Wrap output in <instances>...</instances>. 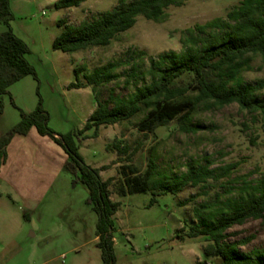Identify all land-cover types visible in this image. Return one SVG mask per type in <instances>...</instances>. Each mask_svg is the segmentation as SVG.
Segmentation results:
<instances>
[{
    "label": "rangeland",
    "instance_id": "obj_1",
    "mask_svg": "<svg viewBox=\"0 0 264 264\" xmlns=\"http://www.w3.org/2000/svg\"><path fill=\"white\" fill-rule=\"evenodd\" d=\"M56 1L11 0L14 19L10 25L0 21V31L10 27L29 44L28 59L37 72V77L26 76L0 96L4 105L0 136L21 120L20 109L33 111L40 97L50 113L49 125L58 133L82 130L96 107L97 95L102 101L110 94L130 97L136 84L151 80L152 58L171 49L181 51L185 39L196 34L198 24L227 18V12L241 2L184 0L181 5H170L159 21L139 16L136 25L110 45L63 52L53 45L66 25L99 18L120 0H86L80 6L61 9ZM250 58L251 68L243 69L240 76L243 82L256 84L264 79V60L260 55ZM81 65L86 66L80 75L86 83L87 74L105 66L112 80L96 87L97 93L92 85L70 88L69 84L77 81L74 69ZM195 83L190 73L176 82L180 86ZM257 96L264 99V89ZM208 105H199L187 123L197 131H186L174 120L145 134L138 124L146 113H140L114 125L103 124L98 130L92 127L77 140L87 164L110 168L102 174L103 179L111 178V198L120 203L113 216L117 264H220L219 257L204 252L209 236L190 238L189 233L198 221L197 209L211 217L223 201L245 195V186L264 178V114L251 113L238 103L215 108ZM96 131L98 137L93 136ZM139 143L140 148L128 160ZM117 144L128 145L129 150L120 154ZM151 159L156 163L153 180L174 179L201 165L216 173L232 164L235 167L227 176L205 178L178 193L148 189L123 196L121 164L131 163L144 173ZM78 178L66 171L29 219L21 203L6 195L0 197V264H103L96 236L99 215L88 202V187ZM153 198L156 202L151 205ZM227 233L230 242L251 238L240 244L243 254L264 255V219H250Z\"/></svg>",
    "mask_w": 264,
    "mask_h": 264
},
{
    "label": "trees",
    "instance_id": "obj_2",
    "mask_svg": "<svg viewBox=\"0 0 264 264\" xmlns=\"http://www.w3.org/2000/svg\"><path fill=\"white\" fill-rule=\"evenodd\" d=\"M86 0H57L56 6L68 8L80 6ZM184 0H120V4L94 20H87L80 25L69 24L57 35L53 47L63 52H75L90 46H107L120 33L136 25L138 17L143 16L156 21L161 20L170 5H181ZM11 0H0V21L10 25L14 19ZM62 26V25H61ZM195 35L185 39V48L176 52L171 50L152 58L149 68L151 80L144 85H135L134 93L128 98L110 94L102 101L97 98L96 109L86 121L82 130L66 134L58 133L49 125L50 113L43 106V99L33 111L20 109L21 120L0 136V172L8 157L7 147L16 135L25 136L32 127L41 135L52 137L69 155L64 170L75 173L79 181L89 189L88 202L98 213L97 234L98 247L102 250L103 264H117L113 216L120 203L112 200L110 189L111 178L103 179L101 168L87 164L80 152L77 140L87 130H97L103 124H117L146 113L138 124L145 134L154 133L164 124L179 120L186 131H197L190 128L194 112L204 102L210 108L228 106L238 103L241 108L251 113L264 114V99L257 92L264 89V79L256 84L242 81L240 73L251 68L250 55H260L264 60V0H241L240 4L227 12V18H217L197 25ZM29 44L21 39L12 28L0 31V96L9 93V87L28 75L37 77L36 68L31 64L28 55ZM85 65L75 67L77 81L69 84L70 88L96 87L112 80L110 69L105 66L87 74V83L81 79ZM186 73L193 74L196 83L187 86L176 84ZM4 105L0 99V113ZM98 131L93 135L98 137ZM85 137H89L86 135ZM141 143L131 152L128 160L135 155ZM122 154L129 146L116 145ZM120 160L122 157H120ZM120 160L118 162H120ZM155 159H151L144 173L131 163H122L121 171L125 177L121 188L123 196L146 190L160 189L165 192L178 193L184 186H197L205 178L219 179L229 175L235 165L223 167L220 173L209 170L208 166L189 169L174 179L153 180L155 176ZM245 195L223 201L217 213L205 217L201 209L196 210L197 223L193 225L189 237L209 236L210 242L204 247L208 256L219 257L220 264H264V255L243 254L240 244L247 240L230 242L228 230L237 224H244L250 219H264V178L244 187ZM156 202L153 198L151 205ZM207 205L206 207H210ZM26 218L30 215L26 212Z\"/></svg>",
    "mask_w": 264,
    "mask_h": 264
},
{
    "label": "crops",
    "instance_id": "obj_3",
    "mask_svg": "<svg viewBox=\"0 0 264 264\" xmlns=\"http://www.w3.org/2000/svg\"><path fill=\"white\" fill-rule=\"evenodd\" d=\"M7 150L8 157L0 172V197L6 195L21 203L31 215L40 210L60 182L69 155L52 137L41 135L36 127L25 136L12 138Z\"/></svg>",
    "mask_w": 264,
    "mask_h": 264
}]
</instances>
